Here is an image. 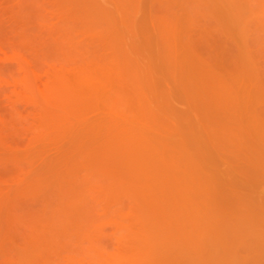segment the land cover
<instances>
[{
  "label": "rangeland",
  "instance_id": "374dc122",
  "mask_svg": "<svg viewBox=\"0 0 264 264\" xmlns=\"http://www.w3.org/2000/svg\"><path fill=\"white\" fill-rule=\"evenodd\" d=\"M0 264H264V0H0Z\"/></svg>",
  "mask_w": 264,
  "mask_h": 264
}]
</instances>
